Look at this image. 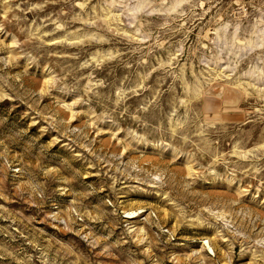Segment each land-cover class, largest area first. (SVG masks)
Masks as SVG:
<instances>
[{"label":"rangeland","instance_id":"374dc122","mask_svg":"<svg viewBox=\"0 0 264 264\" xmlns=\"http://www.w3.org/2000/svg\"><path fill=\"white\" fill-rule=\"evenodd\" d=\"M0 264H264V0H0Z\"/></svg>","mask_w":264,"mask_h":264}]
</instances>
